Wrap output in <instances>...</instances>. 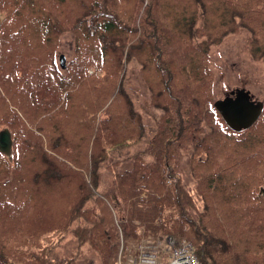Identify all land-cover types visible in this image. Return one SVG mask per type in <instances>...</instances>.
I'll list each match as a JSON object with an SVG mask.
<instances>
[{
  "label": "trees",
  "instance_id": "16d2710c",
  "mask_svg": "<svg viewBox=\"0 0 264 264\" xmlns=\"http://www.w3.org/2000/svg\"><path fill=\"white\" fill-rule=\"evenodd\" d=\"M0 10V132L13 139V159L0 152V264H79L64 240L80 251L84 212L121 204L148 240H188L201 264H264V114L234 132L209 94L211 51L230 36L245 32L264 70V0H0ZM65 34L74 49L62 69ZM134 63L148 98L134 91ZM51 191L65 205L50 216L39 194Z\"/></svg>",
  "mask_w": 264,
  "mask_h": 264
},
{
  "label": "rangeland",
  "instance_id": "374dc122",
  "mask_svg": "<svg viewBox=\"0 0 264 264\" xmlns=\"http://www.w3.org/2000/svg\"><path fill=\"white\" fill-rule=\"evenodd\" d=\"M0 14L3 15L1 10ZM61 40V48L57 56L59 65L60 56L64 54L68 62L73 56L74 49L73 36L71 34L63 35ZM246 42L247 34L242 31L237 35L228 37L221 45L215 47L211 51L210 56L215 70V77L209 94L212 96L213 102L223 100L227 96L235 98L239 91H249L252 101L264 103V70L260 64L253 61L250 57ZM130 71L132 72V86L134 91L137 90L138 98L144 99L145 96V98H148L147 92L143 90L144 83L142 81L143 72L141 71V67L134 63L131 65ZM263 112L261 117L264 114ZM148 119L149 118L146 116L147 122ZM223 123L225 128H229L224 120ZM245 131L247 130L237 133H244ZM181 161L184 163L185 157L182 158ZM104 176H107V174ZM105 181L106 180H104V182ZM262 186H264V183ZM64 194L65 193L61 191L40 193L41 201L45 203L40 210L49 211L50 208L51 216L53 213L64 209ZM126 213H128V215H126ZM135 213L136 211L130 209L128 204H121L120 208L116 205H112L104 209L91 208L86 210L84 212V222H86V224H84V246L78 251L76 247L71 244V238L68 237L61 245V252L70 255L73 253L77 254L80 260L79 264H100L101 257L99 256V252L91 249L90 245L95 244L97 247H100L101 250H105L107 254L106 262L108 261V264L143 263V259H145L146 256L142 255V253L145 252H151L157 255L158 258L156 257L155 264H170L168 258L165 261L158 256L159 250L163 249L169 251V240H171L172 246L184 240L176 243L169 237L159 244L153 243L145 237L143 220L141 217L137 219ZM49 218L50 217L47 216V220ZM77 222H83V219ZM113 238L114 240L112 241ZM188 242L192 245L193 253L195 254L198 264H201L199 256L194 251L193 243L190 241ZM193 253L191 252L192 255Z\"/></svg>",
  "mask_w": 264,
  "mask_h": 264
},
{
  "label": "water",
  "instance_id": "95a60500",
  "mask_svg": "<svg viewBox=\"0 0 264 264\" xmlns=\"http://www.w3.org/2000/svg\"><path fill=\"white\" fill-rule=\"evenodd\" d=\"M60 65L62 69L67 67L64 55L60 56ZM214 106L231 130L241 132L257 123L263 112L264 103L252 101L249 91H239L237 97L227 96L223 100L216 101ZM0 152L10 160L13 159V139L8 129L0 132Z\"/></svg>",
  "mask_w": 264,
  "mask_h": 264
},
{
  "label": "built area",
  "instance_id": "2783aa9c",
  "mask_svg": "<svg viewBox=\"0 0 264 264\" xmlns=\"http://www.w3.org/2000/svg\"><path fill=\"white\" fill-rule=\"evenodd\" d=\"M170 242V250L168 261L170 264H198L195 254L193 253L192 245L188 241H182L175 246H172L171 240ZM193 255L191 254V252ZM148 253V254H146ZM145 255V259H143V263L139 262L138 264H155V259L157 257L156 254L151 252L142 253ZM158 258V257H157ZM140 259V258H139Z\"/></svg>",
  "mask_w": 264,
  "mask_h": 264
},
{
  "label": "bare ground",
  "instance_id": "6f19581e",
  "mask_svg": "<svg viewBox=\"0 0 264 264\" xmlns=\"http://www.w3.org/2000/svg\"><path fill=\"white\" fill-rule=\"evenodd\" d=\"M130 209H131V207H130Z\"/></svg>",
  "mask_w": 264,
  "mask_h": 264
}]
</instances>
